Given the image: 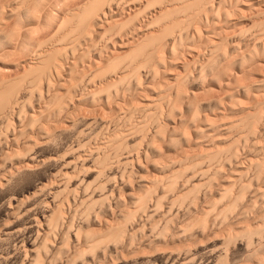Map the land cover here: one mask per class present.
Here are the masks:
<instances>
[{"label":"rangeland","instance_id":"374dc122","mask_svg":"<svg viewBox=\"0 0 264 264\" xmlns=\"http://www.w3.org/2000/svg\"><path fill=\"white\" fill-rule=\"evenodd\" d=\"M13 1L0 0V4H7L8 2L11 4ZM46 1L43 2L47 3L45 5L47 14L41 13L38 17L39 19H37L38 22H28L26 17H24L25 15H14L6 18L7 20L3 19V22L1 20L0 44L2 45L0 46L6 48L13 40L11 44L13 46L7 47V51L11 55L7 52V55H9L5 56L6 58L2 57L0 62L1 80L17 79L26 70L27 62L30 60L36 62L38 57L35 54V50L41 47L38 46L41 41L46 42V39L53 37L58 27L68 28L66 25L65 27L64 25L58 26L62 18L68 16L70 11L72 12L79 5L82 6L81 4L87 3V0H52V3L51 0ZM224 1L226 3L223 2L224 5L221 3L223 5H221L222 8L218 7L220 10L217 8V12L215 10L217 13L216 17H214L215 24L212 25L213 31L215 29L216 33L219 31L220 34L216 35L214 32L212 38L217 40L221 36L227 41L225 40L226 44L221 45L222 48L218 49L220 52L213 54L212 60L210 58L211 61L206 58L208 53L204 54L207 50L205 52L204 50L202 51V55L206 56L205 58H203L204 55L203 57L201 55L200 58L194 61V53L186 51V47L182 48L184 45L177 47L176 52L179 51L177 53L179 59H172L173 56L169 54L170 57L166 51L159 50V55L161 54L163 58L160 56L162 62L159 64L158 75L155 73L151 77V75L145 73L144 69V71L140 70L139 79L128 77L124 84L126 82L130 83L129 86L126 83L125 87H123L124 84H122V88L120 86L117 91L112 92L111 98H108L107 100L109 101H107L105 100L107 98L106 92H98L100 90L99 87L105 80L114 79L112 77L115 72L114 75L113 73L112 75L107 73L106 79L97 78L93 74L98 68H104V65L114 56H122L128 52L133 42L132 45L119 47V38H112L107 42L91 34L76 45L75 57L69 55L67 60L65 58L69 63L64 61V69L70 63H73V66L75 65V68L72 67L78 78L87 74L83 77L84 83L80 80L81 84L78 81L77 83L80 85L77 88L74 87V90H76V93L78 91V93L77 95L75 94L76 96L70 95L71 99H69L70 97L68 98L66 112L61 111L58 115L56 112L54 113L55 115L51 114L52 116H50L52 109L49 108L51 107H45L47 102L51 103L52 97L50 98V96L54 93L53 91H56L54 94H57L59 93L57 92L59 88L63 92L65 91L64 89H67L66 87H71L69 86L70 81L68 83V78H71L69 74L71 71L68 73L64 70L60 75L62 77L56 76L57 73H55L53 65L57 64V60L50 67L54 68L53 70L44 71L43 76L47 79H44L45 77L43 78V76L40 77L44 79L41 80L43 81L42 85H39L41 83L40 80H38V84L36 82V85L32 81L35 86L39 85L40 87L37 86L36 88L35 86L31 87V84L29 85L32 80H30L31 77L28 79L30 81H24V84L20 81L21 85L27 88L24 89L18 86L23 89L20 88V91L17 88L20 92H15L17 96L14 93L16 98L19 97L17 98V100L19 99L18 102L20 101L19 105L15 106L17 102L13 106L14 109L12 108L8 113L6 112V117H0V159L2 160L6 153L8 155L10 153L7 161L1 162L0 160V264H31L33 259L32 249L37 247L41 249L39 245L44 242L47 243V240H41L46 228L43 216L53 207L54 202L56 204L61 202V216L63 215L61 221L64 225L61 222L60 226L58 225L56 228V234L53 232L51 234L52 237L48 238V246L44 245L42 247L44 250L41 251V256L44 259H41L44 263L41 262V264H73V260L77 257V253L74 256L76 247L78 249L76 251L83 249L82 251L80 250L81 253L86 249V246L83 248L85 243L82 244V239L84 242V235L87 231L91 230L96 234L102 233L105 231L106 222L114 224L120 220L122 223L123 220L120 219L122 218L120 214L126 210H131V199L133 200L135 196L142 193V187L140 186L145 183L150 184L153 181L157 194L153 195L156 193L154 191L155 193L151 194L152 197L156 198L158 196V198H161L162 194L168 192L165 197H162V200L160 199L157 207H152L156 206L153 203H155L157 198H153L150 201H148L149 199L147 200L148 208H155V211L147 208L148 212H143L144 210L137 212L138 214H134L131 220L123 223V226H127L126 228L123 227L125 230H122L121 234L123 235L122 237L121 235L119 236L120 239L113 238L114 240H112L106 237L108 239L106 240L104 238V243L102 241L99 246L101 248L98 247L92 253L90 251L82 253V256L79 255L80 258H77L74 264H264V0H257L252 5L254 8L247 6L248 0ZM27 5L31 8L26 6L28 7L26 8L27 11L28 9L32 11V0H29ZM227 10H229L230 14L232 10L235 13L232 12L233 15H228ZM34 11H28V13H34ZM225 12L227 17L226 14L223 15ZM38 13L40 14V12ZM223 17H226V19L223 20ZM116 18L118 20L119 18L121 19V17ZM142 18L144 20L147 19L144 15H142ZM108 25L110 26L111 24H105L102 27H112ZM22 28H31L29 29L31 31L27 30V34L23 36L22 33L26 30L23 31ZM18 29L23 31H20V39L15 37L18 39L17 41V39L11 38L10 42V35L14 37L13 31L19 32L17 31ZM211 30L212 28L205 29L204 32ZM52 34L54 35L52 36ZM58 36L60 37L59 34L56 37L54 36V42L57 41ZM20 40L23 44H20ZM8 41L10 44L7 43ZM52 44L54 43L51 38L50 44L46 46ZM32 45H34V51L31 49ZM82 50L83 53L85 51L86 55H84L85 53L82 54V52L80 54ZM78 56L79 58H77ZM124 61L126 64V59ZM124 61H122V65H124ZM59 62L61 63V59H58ZM185 62L190 63L184 76L185 81L182 87L180 86V89H177V94L174 91L176 89L171 88L173 89L172 91L166 83L169 81L168 78L174 74L180 72L184 74L180 65ZM206 63L208 64L206 65ZM200 66L202 67L201 69L199 68ZM208 66L209 68H207ZM51 71H53V74L55 73L54 78L53 75L47 74L51 73ZM52 78L53 80L52 83L49 82V85L51 83L49 87L46 82H48V79L51 81ZM88 79L91 81L93 79L92 82L90 81V85L94 82L91 86L88 85L89 83L85 84L89 81ZM154 88L156 89L155 92L158 91L156 94ZM30 89L34 91L30 92ZM227 89L229 92L226 91ZM25 90L29 92L26 93ZM93 90L101 94L98 96L96 92V97L92 99ZM161 91L167 95L164 94L166 97L172 92L173 96L171 95L170 97L174 99H170V104L172 101L173 105H171V108L173 112L169 110L170 106H167L168 100L166 97L162 98L166 101L165 103L161 99V103L164 106L162 104V108L159 107L160 105L158 106L159 112L156 111L158 107L152 109H156L155 111H152L151 107L149 109L146 108L147 110L142 108L141 102L144 101L142 103L144 105L153 96L157 97L160 95ZM115 92L116 96L113 95ZM227 93H231L230 97ZM174 95L177 96L176 99ZM114 99L119 104H116ZM236 99L237 101L234 102ZM175 100L178 101L175 102ZM115 105H119L118 109H115ZM151 111L157 113L156 117L158 118L154 120L152 116V118L149 116V123L144 126L147 128L145 130L143 127L136 129L142 120H144V123L148 122L145 119L148 118L147 114ZM167 111L170 112L168 113ZM253 111L257 114H254V116L256 115V120L252 121V116L250 121L247 115L251 116L254 113ZM48 112L50 113L48 114ZM69 113L71 115H68ZM31 117H33V121L30 119ZM234 120H244V123H246L239 122L241 124L238 123L239 125L236 126L233 125ZM155 121L157 122L156 124ZM249 122H254L256 125L250 123L248 127H245ZM164 127L165 129H163ZM18 129H22V131ZM130 130L132 131L131 133ZM155 133L157 138H154ZM113 134H118V136L120 135L119 138H123L122 142L119 141L115 147L109 139ZM151 137L153 140L155 139V142ZM235 140L238 141L236 142ZM13 149L18 152L16 153ZM215 149L219 152L220 150L222 151L219 153ZM207 151L209 153L210 151H213V153L217 151V154L215 153L216 156L212 157L213 163L212 161H206L205 158L202 159L200 164L203 169H206L203 175L196 173V170L193 171L190 166L189 169L188 167L179 166V161L177 160L180 158L187 157L189 158L187 161H190L192 159L190 157H194L199 153V155L208 153ZM14 152L17 156L13 155ZM11 153L14 157L10 158ZM164 163L166 165L173 163L171 169L180 167L179 171L181 174L176 181V186L171 191L167 187L168 183L166 180L168 179L165 178L166 174L169 173L167 171L169 167H164ZM210 163L212 168L211 165L208 166ZM101 164L103 167H101ZM163 167L166 169L164 170ZM192 173L196 175L193 174V177L190 178ZM187 178L189 180L186 181ZM156 180L162 182L159 183ZM156 182H158V185H156ZM181 183L187 184L183 187ZM180 185L183 189H181ZM227 185L229 188L231 187L230 192H233L232 195L229 193L224 198L225 200L217 202L216 208H212L216 200L219 199L222 188ZM167 189L168 191L162 193ZM178 189H180V192ZM175 191H178V194ZM185 191L186 196L183 195V198L179 196L181 199H177L176 196ZM239 192L240 195L238 196L240 198L238 197V202L236 200L234 206L226 213L227 218L225 217L226 219L223 218L221 220L220 217L219 219L220 215H218V212L224 206L222 201H225V203L229 202L228 200H232V197L234 199ZM61 197H64V200ZM98 197L102 202L97 200ZM92 199L97 201L94 202ZM157 200L159 201V199ZM208 208L210 213L207 215L205 212L209 210ZM123 209L126 210L122 212ZM149 211H153V213L151 212L150 215ZM204 213L207 215V220L204 219V222L207 221L205 226H203L204 222L202 223L205 217ZM199 220L202 221L200 222ZM116 224L118 223L114 225ZM166 224L167 226H165ZM224 230H229V234L226 235L227 231L224 232ZM76 234L79 237L81 235V238L83 236V238L77 240L79 237L76 239ZM54 236L57 238H54ZM42 241L44 242L42 243ZM65 243L66 245H63ZM58 244H61V249H59L60 246ZM46 246L50 248L46 249ZM57 246H59L58 249H56ZM72 252L73 256L71 255ZM70 257H74V259L72 260ZM69 258L72 261L68 260Z\"/></svg>","mask_w":264,"mask_h":264},{"label":"bare ground","instance_id":"6f19581e","mask_svg":"<svg viewBox=\"0 0 264 264\" xmlns=\"http://www.w3.org/2000/svg\"><path fill=\"white\" fill-rule=\"evenodd\" d=\"M43 1H45V0H32V6H33V9H32V11H34V9H36L35 11H34V13H30V12H32L30 9V6L29 5H27V2H29V0H14L13 2H11V4H9L10 2H8L7 4H0V22H1V20H2V22H3V19H6V18H8V17H11V16H14V15H18V16H24V17H26V20L28 21V22H30V23H33L34 21H36V22H38V20L37 19H39L38 17L41 15V13H44V15L45 14H47L46 13V10H45V5L47 4V3H44ZM47 1H49V0H47ZM46 1V2H47ZM31 2V1H30ZM58 2V1H57ZM223 2H225L226 3V1H224V0H87V3H83V4H81L82 6H76V7H74V8H76V9H71V10H73L72 12L70 11V10H68V11H70V14H69V12H68V16H65L64 18H62V21L59 23V25L58 26H62V25H64V27H65V25H66V27L68 26V28H63V26L62 27H58V28H56V31L54 32V34H52V36L54 35L55 37L59 34L60 35V37L58 36L57 38V41L56 42H54V40L55 39H53V38H55L54 36L53 37H51L52 38V41H53V43L54 44H52V45H49V46H46V45H48V44H50V40H51V38H48V39H44L46 42H42L41 41V43H40V45H38V46H41V47H38V48H36V50H35V54H36V56L38 57V59H37V61L36 62H34V61H32V60H30L29 62H27L26 63V70H24L23 72H22V74H20L19 75V77H17V79H14V80H1L0 79V117L2 118V117H6L5 115L8 113V111L9 110H11L12 108H13V106L18 102V100H17V98H19V97H17L16 98V96H17V94L15 93L16 91H18V89L17 88H19L18 86H21V87H23L22 85H21V83L22 84H24V81L25 82H29L31 79V82H29V85L31 84V87H33V86H35L36 85V82H37V84H38V80H44V79H47L45 76H43V74L45 73L44 71L46 70V72H48V69H52V68H50V67H52V65L54 64V62H56V60H57V64L55 65H53V67L55 68H53L54 69V71H56L55 73H57V77L59 76V78L60 77H62V76H60L61 74H62V72L64 71V70H66L70 75H71V78L69 79L68 78V83H69V81H70V84H69V86H71V87H66L67 89H69V90H67V89H64L65 91H63L62 92V90L60 91V88H59V90L57 91V92H59V93H57V94H54L56 91H53L54 93H52V95L50 96V98L52 97V99H51V103H48L47 102V105L49 104V106H45V107H51V108H49V109H52V111H50V112H48V114L50 113V116H52L51 114H54V113H56L57 112V115L59 114V112L61 113V111H65V109H66V106H67V100H69V99H71V96L70 95H77V93H78V91H77V93H76V90H74L75 88H77V86H79L80 84H81V82H80V80H82L83 81V77L85 76V75H87V74H85V75H82V77H80V78H78V75L76 74V73H74V69H73V67L75 66H73L72 64L73 63H70V64H68L67 66H66V68L64 69V61L65 62H67L66 60L68 59L67 57H69V55H72V56H74V51L76 50V45L77 44H79V42L81 43V40H83L85 37H87V36H90L91 34L93 35H95V36H97V37H99L100 38V40H105V41H110L112 38H119V42H118V46L119 47H125V46H128V45H132V42H133V45L131 46V48H130V50L128 51V52H126L125 54H123L122 56H114V58H110L111 60L110 61H108L103 67L104 68H98L97 69V71L93 74L95 77H99V78H103V79H106V77H107V73L109 74V75H112V73H113V75H114V72H115V75L112 77V78H114V79H111V80H105L104 81V83L99 87V91L98 92H106V99L105 100H107L108 98H111V94H112V92H114V91H117L118 89H119V87L122 85V84H124V82L125 81H127V79H128V77L129 78H132V79H139V75H140V70H145V73L147 74L148 73V75H151V77H153L154 75H155V73L158 75V68H160L159 67V64L162 62V59H161V54L159 55V50H161V51H166L167 53H168V55L170 54L171 56H173L172 57V59L174 58V59H179L178 58V52H176V50L178 49L177 47L179 46V47H182L183 45V47L182 48H185L186 47V51H191L192 53H194V55L193 56H195V57H193V60L195 61V59H198V58H200L201 57V55H202V51L204 50V52L206 51V53H204V54H207L208 53V56L206 57L204 54V57H203V55H202V57L203 58H207V60H210V58L211 57H213V54L215 53V52H220V51H218V49L221 47V45H223V44H226V39L225 38H221V36H220V38L218 37V39L217 40H213V34H214V32L216 33V31H215V29H214V31H213V24H215L214 22V20H215V18L214 17H216V12L218 11V9L220 8H222V6L224 5V3ZM255 2H257V0H255V1H253V0H248L247 1V6H251V7H253L252 5L255 3ZM1 3V2H0ZM4 3V2H3ZM51 3H52V0H51ZM221 3H223V5L221 4ZM49 6H50V4H48ZM47 5V6H48ZM222 5V6H221ZM26 6H28L30 9H28V11H30L29 13H28V11H27V9L26 8H28V7H26ZM31 6V7H32ZM51 6H53V5H51ZM221 6V7H220ZM219 7V8H218ZM218 8V9H217ZM254 8V7H253ZM219 9V10H220ZM215 10H216V12H215ZM251 10V9H250ZM229 10H227L226 12H228ZM38 12H40V14L38 13ZM220 12V11H219ZM218 12V13H219ZM226 12L223 14V15H225L226 14ZM232 12L233 13H235L233 10H232ZM232 12H231V14H232ZM214 13H215V15H214ZM220 14V13H219ZM228 15H231L229 12L227 13ZM227 14H226V17H227ZM142 15H144L145 17H147V19H143L142 18ZM222 15V16H223ZM233 15V14H232ZM47 17H48V15H46ZM141 16V17H140ZM219 16V15H218ZM116 17H121V19L119 18V20L116 18ZM221 17V16H220ZM226 17H223V20H225L226 19ZM230 17V16H229ZM47 19V18H46ZM45 19V20H46ZM50 19V18H49ZM219 20H220V18H218ZM222 19V18H221ZM228 19V18H227ZM7 20V19H6ZM22 20V19H21ZM118 20V21H117ZM40 21V20H39ZM44 21V20H43ZM218 21V20H217ZM16 23V22H15ZM111 24L109 27H111V28H103L102 26H105V24ZM1 24V23H0ZM7 24V23H6ZM19 24H20V21H19ZM21 24H22V22H21ZM29 24V23H28ZM38 24H40V23H38ZM113 24V25H112ZM195 24H196V26H195ZM23 25V24H22ZM19 26V25H18ZM22 27V26H21ZM21 27H20V29H21ZM102 27V28H101ZM19 28V27H18ZM45 28H46V26H45ZM211 29L212 28V30L211 31H207V32H204L205 31V29ZM3 29V28H2ZM23 29V31L24 30H26V31H24V32H26V33H24L22 30H20L21 32H23L22 34H23V36H24V34H27V30H29V29H31V28H22ZM7 30V29H6ZM217 30V29H216ZM0 31H1V27H0ZM17 31H19V29L17 30ZM20 31L19 32H16V31H13V34H15V35H17V36H15L14 35V37H13V35H12V37H11V35H10V39H9V41L11 42V38H14V39H20ZM29 31H31V30H29ZM14 32H16V33H14ZM36 32V31H35ZM56 32H58V33H56ZM218 33H219V31H217V33H216V35H218ZM12 34V33H11ZM19 34V35H18ZM220 34V33H219ZM26 36V35H25ZM30 36V35H29ZM34 36V35H33ZM15 37H17V38H15ZM94 37V36H93ZM124 37V38H123ZM9 38V37H8ZM88 38H90V37H88ZM91 38H92V36H91ZM105 38V39H104ZM18 39H17V41H18ZM43 40V41H44ZM226 40V41H225ZM9 41L7 42L8 44H10L9 43ZM17 41H15V43L17 42ZM21 41V40H20ZM24 41V40H23ZM31 41V40H30ZM12 42H13V40H12ZM12 42H11V44H12ZM36 42V41H35ZM39 42V41H38ZM104 42V41H103ZM45 43V44H44ZM48 43V44H47ZM7 44V45H8ZM10 44V45H11ZM17 44H18V42H17ZM20 44H23L22 43V41H21V43ZM36 44V43H35ZM39 44V43H38ZM46 46L45 48H42L43 46ZM84 44V43H83ZM93 44V43H92ZM95 44V43H94ZM97 44V43H96ZM0 45H2V44H0ZM5 47H6V45L5 44H3ZM7 46V47H11V46H13V45H11V46ZM22 46V45H21ZM24 46V45H23ZM30 46V45H29ZM37 46V45H36ZM35 46V47H36ZM2 46H0V62H1V59H2V57L4 58L5 56L7 57L8 55H7V52H9V51H7V47L6 48H1ZM28 47V46H27ZM31 47V46H30ZM33 47H34V45H32V50H33ZM80 47H81V45H80ZM8 48V50H10ZM29 48V47H28ZM222 48V47H221ZM35 49V48H34ZM226 49V48H225ZM31 50V51H32ZM84 50V49H83ZM83 50L82 51H80V54H81V52H82V54H84L85 53V51H84V53H83ZM182 50V49H181ZM183 50H185V49H183ZM14 51V50H13ZM34 51V50H33ZM159 51V52H158ZM226 51V50H225ZM76 52V51H75ZM227 52V51H226ZM10 53V52H9ZM157 53H158V55H157ZM163 53V52H162ZM184 53V52H183ZM186 53V52H185ZM23 54V53H22ZM32 54V53H31ZM180 54V53H179ZM231 54V53H230ZM238 54V53H237ZM10 55H11V53H10ZM34 55V54H33ZM84 55H86V53L84 54ZM83 55V56H84ZM167 55V54H166ZM169 55V56H170ZM226 55H227V53H226ZM239 55V54H238ZM25 56V55H24ZM161 56V57H160ZM170 56V57H171ZM233 56V55H232ZM5 57V58H6ZM14 57V56H13ZM75 57V56H74ZM32 58V57H31ZM35 58V57H34ZM65 58H66V60H65ZM77 58H79V56L77 57ZM163 58V57H162ZM58 59H61V63L59 62L58 63ZM70 59V58H69ZM82 59V58H81ZM124 59H126V64H125V61H124ZM161 59V60H160ZM55 60V61H54ZM128 60V61H127ZM170 60V59H169ZM168 60V61H169ZM201 60V59H200ZM211 60H212V58H211ZM210 60V61H211ZM227 60V59H226ZM243 60V59H242ZM122 61H124V65H122L121 63H122ZM170 61H172V60H170ZM169 61V62H170ZM174 61V60H173ZM193 61V62H194ZM11 62V61H10ZM166 62V61H165ZM165 62H164V64H165ZM174 62H176V61H174ZM192 62V61H191ZM215 62V61H214ZM67 63H69V61L67 62ZM189 63L190 62H185V63H182V65H180V67L183 69V71H184V74H181V72L180 73H178V74H174L172 77H170V78H168L169 79V81L166 83L168 86H169V88L171 89V88H175L176 90H174L175 91V93H177V89L179 88L180 89V86L182 87V85H183V83H184V76H185V74H186V72H187V68H188V65H189ZM60 64V65H59ZM94 64V63H93ZM208 63H206V65H207ZM214 64V63H213ZM121 65V66H120ZM209 65H211V64H209ZM222 65V64H221ZM23 66H24V64H23ZM73 66V67H72ZM195 66V65H194ZM203 66H205V65H203ZM227 67H229V66H227ZM226 67V68H227ZM75 68V67H74ZM200 69L202 68L201 66L199 67ZM198 68V69H199ZM207 68H209V66L207 67ZM52 69V70H53ZM120 70V72H118L119 70ZM169 69V68H168ZM212 69V68H211ZM49 70V71H50ZM118 70V71H117ZM143 70V71H144ZM165 70V69H164ZM163 70V71H164ZM195 70V69H194ZM162 71V70H161ZM203 71H205V70H203ZM209 71V70H208ZM53 71H51V73H52ZM197 72H198V70H197ZM212 72H213V70H212ZM47 73V74H50L51 76L53 75V78H54V74L52 73ZM80 73V72H79ZM82 73V72H81ZM117 73V74H116ZM225 73V72H224ZM68 74V75H69ZM83 74V73H82ZM207 74V73H206ZM70 75H69V77H70ZM92 75V76H93ZM156 75V76H157ZM198 75V74H197ZM43 76V78L44 79H41L40 77H42ZM93 76V77H94ZM200 76H202V75H200ZM31 77V78H30ZM92 77V78H93ZM146 77V76H145ZM213 77V76H212ZM30 78V80H28ZM37 78V79H36ZM40 78V79H39ZM53 78L51 79V81H49V79L47 80L48 82H46L48 85H49V82H51L52 83V80H53ZM56 78V77H55ZM88 78V77H87ZM141 78V77H140ZM12 79V78H11ZM19 79V80H18ZM89 79H91V78H89ZM88 79V80H89ZM167 79V80H168ZM186 79V78H185ZM35 80V81H34ZM95 80V79H94ZM141 80V79H140ZM139 80V81H140ZM151 80V79H150ZM20 81H21V83H20ZM35 82L34 84H33V82ZM39 81V82H40ZM80 82V84L78 85V83L77 82ZM90 81L91 80H89L87 83H85V84H88L89 86H91L90 85ZM92 81H93V79H92ZM91 81V82H92ZM96 81V80H95ZM100 81V80H99ZM103 81V80H102ZM155 81V80H154ZM42 82L43 81H41V83H39V85H42ZM128 82H129V80H128ZM135 82H137V81H135ZM51 83H50V85H51ZM54 83V82H53ZM59 83V82H58ZM66 83H67V81H66ZM83 83H84V81H83ZM96 83V82H95ZM127 83V82H126ZM125 83V84H126ZM139 83V82H138ZM141 83V82H140ZM158 83V82H157ZM84 84V85H85ZM125 84H124V86L123 87H125ZM130 84V83H129ZM129 84L127 83V85L129 86ZM160 84V83H159ZM25 85H27L28 86V84L27 83H25ZM39 85H37L38 87H40ZM50 85H49V87H50ZM61 85V84H60ZM37 86H35L36 88H37ZM64 86V85H63ZM67 86H68V84H67ZM86 86V85H85ZM84 86V87H85ZM20 87V88H21ZM48 87V86H47ZM58 87V86H57ZM75 87V88H74ZM153 87H154V85H153ZM19 88V90L21 91V89H23V88H21L20 89ZM25 88H27V87H25ZM24 88V89H25ZM35 88V89H36ZM62 88V87H61ZM71 88V89H70ZM72 88H73V90H72ZM120 88H122V86L120 87ZM127 88V87H126ZM230 88V87H229ZM228 88V89H229ZM29 89V88H28ZM33 89V88H32ZM41 89V88H40ZM40 89H38V90H40ZM95 89V88H94ZM98 89V88H97ZM155 89V88H154ZM153 89V90H154ZM157 89H158V87H157ZM182 89V88H181ZM226 90V91H228L229 92V90ZM48 90V89H47ZM83 90V89H82ZM90 90V89H89ZM96 90V89H95ZM95 90H93V92L95 91ZM152 90V89H151ZM150 90V91H151ZM160 90V89H159ZM166 90V89H165ZM172 91H173V89H171ZM186 90V89H185ZM31 91H34V90H31L30 89V92ZM37 91V90H36ZM43 91V90H42ZM156 91V89L154 90V92ZM181 91V90H180ZM19 92V91H18ZM25 92H26V90H25ZM27 92H29V91H27ZM26 92V93H27ZM74 92V93H73ZM97 92V91H96ZM96 92H94V93H92L93 94V96H92V99H93V97H96V95H95V93ZM97 92V93H98ZM131 92V91H130ZM158 92V91H157ZM157 92H155V94L157 93ZM162 92V91H161ZM170 92V91H169ZM235 92V91H234ZM14 93H15V95H14ZM20 93V92H19ZM48 93V92H47ZM73 93V94H72ZM81 93V92H80ZM80 93H79V95H80ZM83 93V92H82ZM86 93V92H85ZM84 93V94H85ZM91 93V92H90ZM96 93V94H97ZM185 93V92H184ZM101 94V93H100ZM99 93L97 94L98 96L100 95ZM123 94H125V93H123ZM160 94V93H159ZM161 94H163V92L161 93ZM158 95L157 97H150L151 99H149V101L147 102L146 101V103L143 105L142 103L144 102H141V105L143 106L142 108L143 109H145V110H147V109H149L150 107V109L152 110V109H154V108H157L159 105V107L160 108H162V106H164L161 102V99L163 98L164 99V97H166L164 94L163 95ZM178 94V93H177ZM176 94V95H177ZM228 95H229V97H230V94L231 93H227ZM258 94V93H257ZM43 95V94H42ZM75 95V96H76ZM103 95V94H102ZM113 95H115L116 96V92H115V94H113ZM172 95V92H171V94L169 93L168 94V97H166L167 98V100H168V107H169V110H172V108H171V105H173V102L171 101V104H170V99L171 100H173L174 98H171L170 96ZM227 95V96H228ZM254 95V94H253ZM83 96V95H82ZM88 96V95H87ZM86 96V97H87ZM90 96V97H91ZM156 96V95H155ZM173 96V95H172ZM175 96V95H174ZM178 96V95H177ZM177 96H175V99L177 98ZM257 96V95H256ZM70 97V98H69ZM118 97V96H117ZM132 97V96H131ZM50 98H49V100H50ZM69 98V99H68ZM73 98V97H72ZM82 98V97H81ZM83 98H84V96H83ZM28 99V98H27ZM103 99V98H102ZM162 99V100H163ZM235 99V98H234ZM35 100V99H34ZM84 100V99H83ZM88 100V99H87ZM160 100V101H159ZM82 101V100H81ZM92 101V100H91ZM107 101H109V100H107ZM112 101V100H111ZM114 101H115V99H114ZM176 101H178V100H175V102ZM235 101H237V99L236 100H234V102ZM113 102V101H112ZM111 102V103H112ZM166 101H164L163 100V103H165ZM174 102V103H175ZM19 103H20V101L15 105V106H18L19 105ZM68 103H69V101H68ZM110 103V102H109ZM115 103H116V101H115ZM190 103V102H189ZM73 104V103H72ZM113 104V103H112ZM116 104H119L118 102L116 103ZM161 104H162V106H161ZM167 104V103H166ZM23 105V104H22ZM114 105V104H113ZM140 105V106H141ZM175 105V104H174ZM191 105V104H190ZM189 105V106H190ZM116 106V108L115 109H118V106L117 105H115ZM131 106V105H130ZM78 107V106H77ZM159 107L157 108L158 110H156V111H158L159 112ZM174 107V106H173ZM195 107V106H194ZM16 108V107H15ZM18 108V107H17ZM25 108V107H24ZM139 108H141V107H139ZM147 108V109H146ZM164 108V107H163ZM189 108V107H188ZM14 109V108H13ZM114 109V108H113ZM122 109V108H121ZM142 109V110H143ZM174 109V108H173ZM155 110H152V111H155ZM41 111V110H40ZM47 111H49V110H47ZM46 111V112H47ZM114 111V110H113ZM116 111V110H115ZM149 112V114H147V117L149 118H147V119H145V118H143V119H145V121L146 120H148V122H143L144 120H142V122L140 123V125L139 126H137L136 127V129L137 128H139V129H141L142 127H143V129L145 130V128H147V127H144L145 126V124L146 123H149V120H150V117L152 116L153 117V119L155 120V118H158V117H156L157 116V113H153V112ZM161 111H162V109H161ZM160 111V112H161ZM190 111V110H189ZM196 111V110H195ZM7 112V113H6ZM13 112V111H12ZM16 112V111H15ZM66 112V111H65ZM143 112H144V110H143ZM168 112V111H167ZM170 112V111H169ZM168 112V113H169ZM172 112H173V110H172ZM254 112V111H253ZM256 112H258V111H256ZM45 113V112H44ZM112 113H114V112H112ZM116 113V112H115ZM249 113V112H248ZM11 114V113H10ZM132 114V113H131ZM144 114V113H143ZM159 114V113H158ZM254 114H256L255 112L251 115V116H248L247 115V117L248 118H252V116H253V120L252 121H254V120H256V115L254 116ZM9 115V114H8ZM55 115V114H54ZM68 115H71L70 113L68 114ZM145 115H146V113H145ZM194 115H196V114H194ZM44 116V115H43ZM46 116V115H45ZM150 116V117H149ZM155 116V117H154ZM245 116V115H244ZM20 117V116H19ZM151 117V118H152ZM193 117V116H192ZM0 118V119H1ZM33 117H31L30 119H32ZM37 118V117H36ZM35 118V119H36ZM41 118V117H40ZM52 118V117H51ZM51 118H50V120H51ZM57 118V117H56ZM72 118V117H71ZM187 118V117H186ZM247 118V119H248ZM251 118H250V121H251ZM34 119V120H35ZM142 119V118H141ZM140 119V120H141ZM152 119V120H153ZM37 120V119H36ZM35 120V121H36ZM55 120V119H54ZM74 120V119H73ZM151 120V121H152ZM31 121V120H30ZM32 121H33V119H32ZM35 121H34V124H35ZM38 121V120H37ZM138 121V120H137ZM187 121V120H186ZM185 121V122H186ZM201 121V120H200ZM9 122V121H8ZM22 122V121H21ZM140 122V121H139ZM239 122H243L244 123V120L243 121H241V120H234V124L233 125H239V124H241V123H239ZM41 123V122H40ZM132 123H134V122H132ZM136 123V122H135ZM134 123V124H135ZM157 122L155 121V124H156ZM239 123V124H238ZM246 123V122H245ZM244 123V124H245ZM250 123H254V122H249V123H247V126H245V127H248L249 125H250ZM258 123V122H257ZM29 124V123H28ZM137 124V123H136ZM180 124V123H179ZM185 124V123H184ZM249 124V125H248ZM255 124V123H254ZM7 125V124H6ZM32 125V124H31ZM42 125V124H41ZM153 125V124H152ZM256 125V124H255ZM21 126V125H20ZM161 126V125H160ZM159 126V127H160ZM252 126V125H251ZM254 126V125H253ZM7 127V126H6ZM199 127V126H198ZM234 127V126H233ZM243 127V126H242ZM32 128V127H31ZM42 128V127H41ZM134 128V127H133ZM23 129V128H22ZM22 129H18V130H21L22 131ZM142 129V130H143ZM157 129H158V127H157ZM162 129V128H161ZM163 129H165V127L163 128ZM199 129H200V127H199ZM225 129V128H224ZM241 129V128H240ZM249 129V128H248ZM7 130V129H6ZM42 130V129H41ZM118 130V129H117ZM134 130V129H133ZM141 130V131H142ZM159 130V129H158ZM157 130V131H158ZM245 130V129H244ZM251 130V129H250ZM45 131V130H44ZM155 131V130H154ZM160 131V130H159ZM163 131V130H162ZM196 131V130H195ZM132 131L130 130V133H131ZM134 132V131H133ZM150 132V131H149ZM156 132V131H155ZM249 132V131H248ZM253 132V131H252ZM26 133V132H25ZM42 133V132H41ZM122 133V132H121ZM129 133V134H130ZM141 133V132H140ZM144 133H145V131H144ZM144 133H142V134H144ZM157 133V132H156ZM156 133H155V136H154V138H157V136H156ZM164 133V132H163ZM184 133V132H183ZM7 134V133H6ZM20 134V133H19ZM134 134V133H133ZM132 134V135H133ZM138 134V133H137ZM182 134V133H181ZM125 135V134H124ZM153 135V134H152ZM183 135V134H182ZM241 135V134H240ZM2 136V135H1ZM19 136V135H18ZM122 136V135H121ZM163 136V135H162ZM6 137V136H5ZM29 137V136H28ZM120 137V135L118 136V134L116 135V134H113L112 135V137H109V139H110V141L113 143V145H114V147L116 146V144L119 142V141H121L122 142V139L121 138H119ZM186 137V136H185ZM189 137V136H188ZM7 138V137H6ZM14 138V137H13ZM147 138V137H146ZM152 138V137H151ZM180 138H181V136H180ZM240 138V137H239ZM242 138V137H241ZM247 138V137H246ZM9 139V138H8ZM121 139V140H120ZM143 139V138H142ZM159 139V138H158ZM177 139H178V137H177ZM152 140H153V138H152ZM157 140V139H156ZM174 140V139H173ZM239 140V139H238ZM237 140V141H238ZM154 142H155V139L153 140ZM172 141V140H171ZM236 141V140H235ZM236 141V142H237ZM14 142V141H13ZM108 142V141H107ZM142 142V141H141ZM150 142H152L151 140H150ZM110 143V142H109ZM160 143V142H159ZM150 145H151V143H150ZM172 145V144H171ZM27 146V145H26ZM25 146V147H26ZM148 146V145H147ZM153 146V145H152ZM231 146V145H230ZM103 147H105V146H103ZM108 147V146H107ZM113 147V146H112ZM135 147V146H134ZM222 147V146H221ZM225 148H227V147H225ZM228 148H230L229 146H228ZM115 149V148H114ZM195 149V148H194ZM14 150V149H13ZM192 150V149H191ZM198 150V149H197ZM215 150H217V149H215ZM225 150V149H224ZM228 150V149H227ZM229 150H231V149H229ZM12 151V150H11ZM10 151V152H11ZM15 151V150H14ZM21 151V150H20ZM117 151V150H116ZM116 151H115V153H116ZM184 151V150H183ZM214 151V150H213ZM213 151L211 152L210 151V153L208 152V153H204V154H202L201 153V155H199V154H197V155H195L194 157H190V158H192V159H190V161H187V159H189V158H180L179 160H177V161H179L178 163H179V166H183V168H185V167H188V169H189V166L191 167V169L193 170V171H195L196 170V173H201L202 175L206 172V169H203V167L201 166V162H202V159H204L205 158V160L207 161H212V159L214 158V156H216L215 155V153L217 154V151H215L214 153H213ZM222 150H220V152H221ZM16 152V151H15ZM14 152V156L16 155L17 156V152L15 153ZM26 152V151H25ZM219 152V151H218ZM219 152V153H220ZM229 152H231V151H229ZM232 153H233V151H232ZM25 154V153H24ZM229 154V153H228ZM8 155V153H6L5 154V156H4V158L3 157H1V158H3L2 160H1V162L3 161V162H5V161H7V158L9 157V155H10V153H9V155ZM12 155V153H11V156H10V158L13 156ZM21 155V154H20ZM23 155V154H22ZM110 155V154H109ZM13 156V157H14ZM18 156H19V153H18ZM230 156V155H229ZM232 156V155H231ZM22 157V156H21ZM24 157V156H23ZM105 157V156H104ZM175 157V156H174ZM182 157V156H181ZM213 157V158H212ZM106 158H107V156H106ZM105 158V159H106ZM156 158V157H155ZM207 158V159H206ZM13 159V158H12ZM17 159V158H16ZM103 159V158H102ZM119 159V158H118ZM107 160V159H106ZM103 161H105V160H103ZM111 161V160H110ZM158 161V160H157ZM176 161V162H177ZM225 161V160H224ZM43 162H44V160H43ZM112 162V161H111ZM167 163H168V161H166ZM173 162V161H172ZM220 162V161H219ZM14 163V162H13ZM104 163V162H103ZM110 163V162H109ZM155 163V162H154ZM159 163V162H158ZM169 163H171V161H169ZM212 163H213V161H212ZM230 163V162H229ZM100 164V163H99ZM173 164V163H172ZM172 164L171 165H166L165 163H164V167H166L167 166V168H168V170L167 171H169V173L168 174H166V177L165 178H167L168 180H166L167 181V187L170 189V191H171V189L172 188H174L175 186H176V181L179 179L178 177H179V175L181 174L180 173V167L178 168V169H174V168H172L171 169V166H172ZM175 164V163H174ZM7 165V164H6ZM102 165V164H101ZM105 165V164H104ZM156 165V164H155ZM209 165H211V163L210 164H208V166ZM21 166H23V165H21ZM24 166H26L25 164H24ZM106 166V165H105ZM157 166V165H156ZM19 167V166H18ZM100 167V166H99ZM101 167H103V165L101 166ZM163 167V169L165 170L166 168H164ZM24 168V167H23ZM98 168V167H97ZM105 168V167H104ZM158 168V167H157ZM211 168H212V165H211ZM16 169V168H15ZM170 169V170H169ZM187 169V168H186ZM209 169V168H208ZM220 169V168H219ZM218 169V170H219ZM88 170V169H87ZM103 170V169H102ZM161 170V169H160ZM217 170V171H218ZM99 171H101L100 169H99ZM193 171H191V172H193ZM246 171V170H245ZM99 173V172H98ZM102 173V172H101ZM239 173V172H238ZM100 174V173H99ZM193 174H195V173H192L191 175L192 176H190V178L191 177H193ZM11 175V174H10ZM14 175V174H13ZM16 175V174H15ZM196 175V174H195ZM100 176V175H99ZM242 176V175H241ZM63 177V176H62ZM161 178V177H160ZM160 178H158V179H160ZM182 178H184V177H182ZM189 178V177H188ZM186 179V181L187 180H189V179ZM155 179V178H154ZM68 180V179H67ZM161 180V179H160ZM191 180V179H190ZM156 181H158V180H156ZM165 181V182H166ZM185 181V182H186ZM69 182V181H68ZM154 182V181H153ZM152 182V183H153ZM159 182V181H158ZM158 182H156V185H158ZM160 182H162V181H160ZM159 182V183H160ZM189 182V181H188ZM236 182V181H235ZM145 183V184H142V186H140V187H142L141 189V191H142V193L141 194H139L138 196H135V198H133V200L131 199V207L132 208H130L131 210H126V209H123V211L122 212H124V210H126L124 213H121L120 215H121V217L122 218H120L121 220H123V222L121 223V221L120 220H118L119 222H115V223H118V224H116V225H114V224H109V223H107L106 222V228H105V231H103L102 233L100 232V233H93L91 230H89V231H87V233L84 235V242H83V236H82V238H81V235H80V237L79 236H77V234H76V239H77V237H79L77 240H79V239H82V244L83 243H85V244H83L84 246H83V248H85V246H86V249H84V251L82 252V253H86L87 251H90V253H92V252H94L95 251V249H97L100 245H101V242L103 241V239L105 238L106 240H108L107 238H110V239H112V240H114L113 238H115V239H120V235H121V237H122V235L123 234H121L123 231L122 230H125L124 228H126V226H123V223L125 222V221H127L128 222V220H131V218L134 216V214H136L137 212H141V211H143V212H145V211H147L148 212V210H154V209H150V208H148V206H147V200L148 201H150L151 199H153V198H155L154 196L152 197L151 196V194L154 192L155 194H153V195H156L157 194V191L155 190V183ZM179 183V182H178ZM67 184V183H66ZM187 183H185V184H182L181 183V185L184 187V185H186ZM62 185V184H61ZM68 185V184H67ZM66 185V186H67ZM102 185V184H101ZM180 185V186H181ZM59 186V185H58ZM164 186H165V184H164ZM179 186V187H180ZM182 186H181V189H183L182 188ZM197 186V185H196ZM230 186H231V184H230ZM241 186V185H240ZM239 186V187H240ZM46 187V186H45ZM101 187V186H100ZM193 187H195V185H193ZM41 188V187H40ZM64 188V187H63ZM66 188V187H65ZM163 188H166V187H163ZM241 188H243V187H241ZM68 189V188H67ZM85 189V188H84ZM190 189H193V188H190ZM230 189H231V187L229 188V186L227 185V186H225V187H223L222 188V190H221V192H220V194H219V199H217L216 200V202L213 204V207L212 208H216V205H217V202H221V200H225L224 198H226L228 195H229V193H231L230 192ZM59 190H61V189H59ZM64 190H66V189H64ZM69 190V189H68ZM97 190V189H96ZM164 190V189H163ZM194 190V189H193ZM264 190V189H263ZM70 191V190H69ZM85 191V190H84ZM103 191V190H102ZM166 191H168V189L167 190H165V191H163L162 193H164V192H166ZM169 191V192H170ZM178 191L180 192V189H178ZM178 191H175L176 193L178 192ZM60 193H62L61 191H59ZM183 192V191H182ZM180 193V195H178V196H176V194H175V196L177 197V199L179 198V196L181 197L182 196V198L184 197V196H186V191L184 192V193ZM190 192V191H189ZM188 192V193H189ZM93 193V192H92ZM168 193V192H167ZM167 193H164V194H162V197H165V195L167 194ZM174 193V192H173ZM187 193V194H188ZM191 193V192H190ZM233 193V192H232ZM232 193L230 194V195H232ZM234 193H236V192H234ZM242 193V192H241ZM30 194V193H29ZM33 194V193H32ZM36 194V193H35ZM37 194H38V192H37ZM41 194V193H40ZM83 194V193H82ZM101 194V193H100ZM178 194V193H177ZM55 195V194H54ZM69 195V194H68ZM164 195V196H163ZM184 195V196H183ZM189 195V194H188ZM238 195H240V192L239 193H237V195H235V197H234V199H233V197H232V200L230 199L231 198V196H229L230 198H228V199H230V200H228L229 202H226L225 203V201H222L223 202V204L222 205H224V206H222L221 208H220V210H219V212H218V215H220L219 216V219H220V217H221V220H223V218H225L227 215H226V213L228 212V210L229 209H231L233 206H234V204H235V202H236V200L238 199ZM60 196V195H59ZM67 196V195H66ZM65 196V197H66ZM92 196V195H91ZM55 197V199H56V195L54 196ZM53 197V198H54ZM90 197V196H89ZM89 197H87V198H89ZM101 197V196H100ZM132 197V196H131ZM150 197V198H149ZM152 197V198H151ZM161 197V196H160ZM162 197L161 198H158V196L156 197L157 199H159V201L156 199V201H155V203H153V205L155 204L156 206H152V207H157V205H159L158 204V202L160 203V199L162 200ZM193 197H195V196H193ZM58 198H60V197H58ZM62 198V197H61ZM92 198V197H91ZM103 198H104V196H103ZM240 198V197H239ZM84 199V198H83ZM164 199H166V198H164ZM175 199V198H174ZM181 198H179V200H180ZM242 199V198H241ZM62 200H64V197L62 198ZM65 200H67V199H65ZM97 200H99V197L97 198ZM96 199H95V201L92 199V201H94V202H96L97 201ZM56 201V200H55ZM83 201V200H82ZM84 201H85V199H84ZM92 201H91V204H92ZM100 202H102V200H99ZM98 201V202H99ZM175 201H176V199H175ZM174 201V202H175ZM183 201V200H182ZM185 201V200H184ZM194 201V200H193ZM21 202H22V200H21ZM93 202V203H94ZM154 202V201H153ZM173 202V203H174ZM191 202H192V200H191ZM237 202H238V200H237ZM23 203V202H22ZM65 203V202H64ZM81 203V202H80ZM225 203V204H224ZM89 204H90V202H89ZM90 204V205H91ZM96 204V203H95ZM192 204V203H191ZM210 204H211V202H210ZM220 204V203H219ZM64 205V204H63ZM90 205H89V207H90ZM180 205V204H179ZM88 206V205H87ZM93 206V205H92ZM130 206V205H129ZM15 207V206H14ZM17 207H18V204H17ZM33 207V206H32ZM31 207V208H32ZM64 207V206H63ZM104 207V206H103ZM150 207V206H149ZM62 205H61V202H58L57 204L54 202V205H53V207H51L50 209H49V212L45 215V216H43L44 217V223H45V225H46V228H45V230H44V233H43V238L41 239V240H44V241H46L47 243H45L44 241H42V243L43 244H41V245H39L40 247H41V249L40 248H35V249H32V252H33V259H32V262H31V264H41V262H43V260L41 259V258H43L44 259V257L43 256H41V254H42V250H44L42 247L44 246V245H47L48 244V240L52 237V233L53 232H55V234H56V232H57V226L59 225L60 226V223L62 222L61 220L63 219L62 218V216H61V213H62ZM85 208H87V207H85ZM148 208V210H146ZM162 208V207H161ZM210 209H212L211 207H209ZM208 208V209H209ZM219 208V207H218ZM17 209V208H16ZM89 209V208H88ZM172 209V208H171ZM210 209L208 210V211H206V210H204V211H206L205 213L208 215V213H210L209 211H210ZM90 210V209H89ZM213 210V209H212ZM235 210V209H234ZM84 211V210H83ZM87 211V210H86ZM155 211V210H154ZM171 211V210H170ZM19 212V211H18ZM29 212V211H28ZM150 212V211H149ZM152 213H153V211H151ZM151 212L149 213L150 215H151ZM25 213V212H24ZM86 213V212H85ZM190 213V212H189ZM204 213V214H205ZM138 214V213H137ZM156 214H157V212H156ZM205 214V217H204V215H203V221L202 220H199L200 222L202 221V223L204 222V219L205 220H207V215ZM43 215V214H42ZM141 215V214H140ZM149 215V216H150ZM13 216V215H12ZM152 217V216H151ZM154 217V216H153ZM163 218V217H162ZM227 218V217H226ZM225 218V219H226ZM198 219V218H197ZM200 219V218H199ZM264 219V218H263ZM69 221H70V219H69ZM104 221V220H103ZM112 221V220H111ZM147 221V220H146ZM194 222V221H193ZM205 222H207V221H205ZM205 222L202 224L203 226H205ZM222 222V221H221ZM223 223V222H222ZM62 224H63V222H62ZM127 224H129V223H127ZM200 224V223H199ZM207 224V223H206ZM64 225V224H63ZM102 225V224H101ZM125 225V224H124ZM208 225V224H207ZM165 226H167V224L165 225ZM164 226V227H165ZM181 226H183V225H181ZM201 226V225H200ZM199 226V227H200ZM259 226H261V225H259ZM124 227V228H123ZM230 227V226H229ZM59 228V227H58ZM69 228V227H68ZM179 228H180V226H179ZM189 228V227H188ZM232 228V227H231ZM256 228H257V226H256ZM54 229H56V230H54ZM90 229V228H89ZM138 229V228H137ZM136 229V230H137ZM164 229V228H163ZM226 229H227V227H226ZM230 229V228H229ZM237 229V228H236ZM246 229V228H245ZM249 229V228H248ZM255 229V228H254ZM214 230V229H213ZM223 230V229H222ZM231 230V229H230ZM68 231V230H67ZM186 231V230H185ZM227 230H224V232H226ZM229 231V230H228ZM226 232L225 234L226 235H228L229 234V232ZM250 231H252V230H250ZM60 232V231H59ZM183 232V231H182ZM181 232V233H182ZM241 232V231H240ZM243 232H244V230H243ZM246 232H248V231H246ZM39 233V232H38ZM77 233V232H76ZM219 233V232H218ZM245 233V232H244ZM248 233H251V232H248ZM261 233V232H260ZM54 234V235H55ZM68 234V233H67ZM68 236V235H67ZM130 236V235H129ZM158 236V235H157ZM50 237V238H49ZM56 236H54V238H55ZM107 237V238H106ZM118 237V238H117ZM49 238V239H48ZM57 238V237H56ZM174 238V237H173ZM105 239H104V241H105ZM40 240V239H39ZM55 240V239H54ZM66 241H67V239H66ZM81 241V240H80ZM104 241H103V243H104ZM110 241V240H109ZM112 242V241H111ZM51 243H52V240H51ZM61 243H62V241H61ZM102 243V244H103ZM227 243V242H226ZM50 244V243H49ZM55 244V243H54ZM59 245V244H58ZM61 245V244H60ZM59 245V246H60ZM63 245H66V243L65 244H63ZM79 245V244H78ZM116 245H117V243H116ZM115 245V246H116ZM48 246V245H47ZM46 246V249L47 248H50V247H47ZM59 246H57V248L56 249H58V247ZM53 247V246H52ZM82 247V246H81ZM45 248V247H44ZM79 249H80V247H78ZM99 248H101V247H99ZM108 248V247H107ZM59 249H61V246H60V248ZM63 249V248H62ZM261 249V248H260ZM76 250H78L77 249V247H76ZM76 250H74V252H75V254H74V256H76V253H77V257H75L76 259L75 260H77V258L79 259L80 258V256L79 255H81L82 256V253H81V251L83 250H79V251H76ZM59 251H62V250H59ZM56 252H57V250H56ZM56 252H54V253H56ZM47 253V252H46ZM81 253V254H80ZM89 253V252H88ZM43 254H44V252H43ZM60 254V253H59ZM58 254V255H59ZM71 254V253H70ZM94 254V253H93ZM72 256H73V252H72V254H71ZM86 255V254H85ZM54 256V255H53ZM52 256V257H53ZM79 256V257H78ZM83 256H84V254H83ZM60 257V256H59ZM46 258V257H45ZM54 258V257H53ZM52 258V260H54ZM70 258H72V260L74 259V257H70ZM68 259V260H70V261H72L71 259ZM51 259V258H50ZM56 259V258H55ZM75 260H73V262L75 263ZM51 261V260H50ZM56 261V260H55ZM70 261H68V262H70ZM48 262V261H47ZM53 262V261H52ZM72 262V263H73ZM44 263V262H43ZM49 263V262H48ZM73 263V264H74ZM49 264H51V263H49ZM55 264V263H54Z\"/></svg>","mask_w":264,"mask_h":264}]
</instances>
